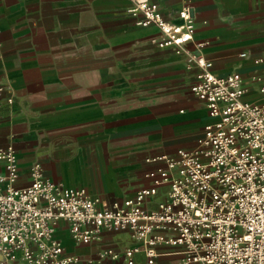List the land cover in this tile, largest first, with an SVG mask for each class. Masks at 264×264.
<instances>
[{
	"label": "crops",
	"instance_id": "obj_1",
	"mask_svg": "<svg viewBox=\"0 0 264 264\" xmlns=\"http://www.w3.org/2000/svg\"><path fill=\"white\" fill-rule=\"evenodd\" d=\"M151 1L173 22L192 3L194 37L205 42L213 71H239L245 98L261 99L253 78L264 72L254 62L264 53V0ZM129 4L0 0V146L16 150V185L28 183L29 165L39 162L53 180L110 202L143 184L141 159L196 144L211 119L189 89L197 68L152 42L157 28L135 24ZM57 234L79 256L75 264H128L124 250L142 245L127 231L101 229L87 244H75L65 223ZM107 248L117 256L100 258ZM180 256L159 242L151 262L139 251L132 264H174Z\"/></svg>",
	"mask_w": 264,
	"mask_h": 264
},
{
	"label": "built area",
	"instance_id": "obj_2",
	"mask_svg": "<svg viewBox=\"0 0 264 264\" xmlns=\"http://www.w3.org/2000/svg\"><path fill=\"white\" fill-rule=\"evenodd\" d=\"M127 12L135 24L157 28L152 42L197 68L189 89L210 121L193 147L141 159L148 163L143 184L110 202L53 180L39 162L29 165L28 183L16 185V150L0 146V264L77 263L57 234L61 223L75 244L89 243L101 229L129 232L142 245L124 250L128 264L139 251L151 262L159 242L177 246L174 264H264V72L253 78L259 101L245 98L239 71L215 73L201 52L205 42L194 37L192 3L178 9L177 22L151 0H130ZM254 62L264 66V53ZM105 255L117 256L111 248L99 257Z\"/></svg>",
	"mask_w": 264,
	"mask_h": 264
}]
</instances>
